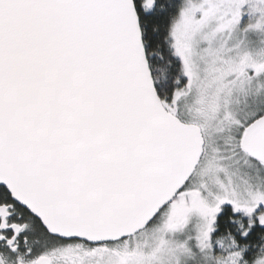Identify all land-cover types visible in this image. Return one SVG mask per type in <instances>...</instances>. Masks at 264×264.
Returning <instances> with one entry per match:
<instances>
[{"label": "snow or ice", "instance_id": "obj_1", "mask_svg": "<svg viewBox=\"0 0 264 264\" xmlns=\"http://www.w3.org/2000/svg\"><path fill=\"white\" fill-rule=\"evenodd\" d=\"M0 264H264V0H0Z\"/></svg>", "mask_w": 264, "mask_h": 264}]
</instances>
